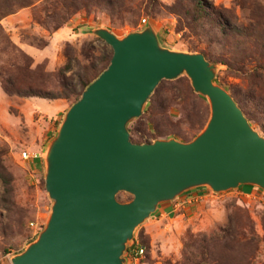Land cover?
Returning <instances> with one entry per match:
<instances>
[{
    "label": "rangeland",
    "instance_id": "rangeland-1",
    "mask_svg": "<svg viewBox=\"0 0 264 264\" xmlns=\"http://www.w3.org/2000/svg\"><path fill=\"white\" fill-rule=\"evenodd\" d=\"M32 1L33 4L17 7L15 12L1 19L9 44L4 48L6 43L0 40V65L14 55L21 61L20 50L31 58V70L38 66L49 75L45 83L50 86L57 85L53 73L66 61V44L71 45L80 61H73L72 70L66 75L79 72L81 65L97 62L112 51L107 43L91 33L92 29L100 27L121 38L150 24L161 46L175 51L204 53L206 59L215 64L214 82L228 93L236 88L246 90L250 82L248 75L254 67L264 71L263 48L256 49L249 43V47L243 49L242 61L230 68L221 62L230 60L234 52L233 41L222 44L199 30L183 27L190 21L183 10L192 6V0H127L128 10L113 14L103 11L86 14L81 10L55 30L48 27L53 24L51 18L47 17L49 22L45 26L33 20L34 12L41 18L44 15L39 12L41 0ZM205 1L230 8L243 25L259 21L261 26L251 31L259 38L264 36V0ZM33 37L43 38L46 45L35 46ZM25 46L34 49L27 52ZM87 51L89 57L84 53ZM259 81L264 87V78ZM35 98V109L31 114L29 112L31 116L27 119L18 109L19 96L6 94L0 85V264H11L12 255L22 252L36 240L53 203L45 189L44 158L66 110L52 118V99ZM66 101L68 107L74 102L73 99ZM209 115L207 97L196 93L189 77L182 73L157 84L143 104L140 116L131 119L127 129L135 143L170 138L185 142L202 131ZM250 123L263 135L259 123L254 120ZM34 150L41 153L43 160L39 168L21 157L22 151L31 153ZM205 188L207 196L197 201L192 213L183 212L184 215L176 220L150 215L136 226L133 239L144 246L140 264H187V252L195 264H264V190L253 184L220 192ZM131 198L127 192L117 194L121 202ZM32 221L42 228H31L29 223Z\"/></svg>",
    "mask_w": 264,
    "mask_h": 264
},
{
    "label": "water",
    "instance_id": "water-1",
    "mask_svg": "<svg viewBox=\"0 0 264 264\" xmlns=\"http://www.w3.org/2000/svg\"><path fill=\"white\" fill-rule=\"evenodd\" d=\"M91 33L111 47V58L67 108L47 146L50 215L11 264H126L134 229L158 204L199 186L264 190V136L214 82L215 64L203 53L161 46L150 24L121 38L101 27ZM182 73L209 101L205 127L185 142H133L127 123L161 80ZM119 192L131 200L119 201Z\"/></svg>",
    "mask_w": 264,
    "mask_h": 264
},
{
    "label": "trees",
    "instance_id": "trees-1",
    "mask_svg": "<svg viewBox=\"0 0 264 264\" xmlns=\"http://www.w3.org/2000/svg\"><path fill=\"white\" fill-rule=\"evenodd\" d=\"M126 1L41 0L39 2L41 6L39 12L43 13L44 18L37 16L34 12L33 20L45 26L49 22L47 17L51 18L53 24L48 27L50 30H55L66 24L73 14L81 10L85 11L86 14L97 11L113 14L128 10ZM30 4H33L32 0H0V21L6 15L15 12L17 7H24ZM183 14L190 18L189 22H185V25H182L183 27L199 30L208 35L210 39H215L216 42L222 43L228 40L234 42V52L230 60L220 61L230 68L235 63L242 61L243 49L249 47V43L254 45L256 49H264V36H260L259 38L251 31V29L253 30L261 26L259 21H252L248 25H243L238 21L230 8L217 7L205 0H192V6L184 9ZM32 39L34 45L37 47L46 45V40L43 38L33 37ZM0 40L6 43L7 46L5 45L4 48H7L9 40L1 24ZM11 47L14 49V46ZM18 52L23 57V59L20 58L21 61H19L17 55H14L8 62L0 65V85L6 94L17 95L19 97L35 96L45 99H73L74 101L79 98L82 90L108 65L112 55V51L108 52L98 60L99 62L91 61L86 65H81L79 72L66 75V72L72 70L73 61L80 62L74 55L71 45L66 44L64 48L66 61L63 66L53 73L56 80H58L57 85L53 84L50 86V84L45 83L49 75L42 72L38 66L31 70L29 67L31 58L20 52V50ZM84 53L86 57H89L88 51ZM204 56L206 57L205 54ZM35 76L37 77L35 78ZM248 77L250 82L246 90L241 91L236 88L230 94L242 109L246 118L250 122L254 120L257 124L259 123L258 125L264 136V87L259 83V80L264 78V71L261 72L257 67H254ZM188 253L185 255L186 263L195 264L194 261L192 262L193 257Z\"/></svg>",
    "mask_w": 264,
    "mask_h": 264
},
{
    "label": "crops",
    "instance_id": "crops-1",
    "mask_svg": "<svg viewBox=\"0 0 264 264\" xmlns=\"http://www.w3.org/2000/svg\"><path fill=\"white\" fill-rule=\"evenodd\" d=\"M60 31L63 32V30L61 29ZM25 47L27 52H32L34 49L31 46H25ZM35 99H36L35 96L19 97L18 109L22 114H24V116L27 119L31 116L30 114L35 109L34 107L36 106V101H37ZM52 102L54 103L53 115L51 116L52 118H57V116L61 112H64L68 108L66 99H52ZM31 153H37L38 157L30 158L29 163L33 164L34 167L39 168L43 164V160L40 155L41 153L38 152L37 150H34ZM205 189H207L205 188V186H199L188 189L179 196H177L175 199L158 204L155 211L151 214V216H154V218L169 217L176 220L180 218L182 215H184L183 212L186 214L192 213L197 201L207 196Z\"/></svg>",
    "mask_w": 264,
    "mask_h": 264
},
{
    "label": "built area",
    "instance_id": "built-area-1",
    "mask_svg": "<svg viewBox=\"0 0 264 264\" xmlns=\"http://www.w3.org/2000/svg\"><path fill=\"white\" fill-rule=\"evenodd\" d=\"M142 23H146L145 19H142ZM21 157L23 159H30L38 157L37 153H30L27 151L21 152ZM31 228H35L37 230L42 228V225L38 226L37 222L29 223ZM144 255V247L137 241V239H133L126 248L124 256L126 257V264H140ZM10 257V255H9Z\"/></svg>",
    "mask_w": 264,
    "mask_h": 264
}]
</instances>
